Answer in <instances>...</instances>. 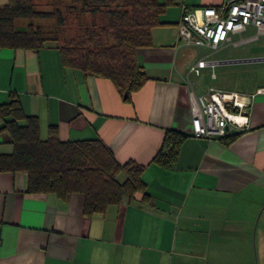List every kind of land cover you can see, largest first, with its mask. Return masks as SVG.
<instances>
[{
    "label": "crops",
    "instance_id": "obj_1",
    "mask_svg": "<svg viewBox=\"0 0 264 264\" xmlns=\"http://www.w3.org/2000/svg\"><path fill=\"white\" fill-rule=\"evenodd\" d=\"M158 1L166 4L150 30L151 44L136 50L147 80L128 100L107 78L64 66L57 44L0 48V104L15 95L25 114L38 117L42 139L50 125L61 140L100 138L119 162L143 165L148 194L124 195L85 215L79 194L30 192L26 172L0 171V264H264V92L249 100L247 125L225 136L196 138L190 127L191 92L213 87L249 94L264 88V79L247 89L189 79L206 69L216 78L217 65L264 62V56L213 60L212 52L232 44L209 51L178 40L183 7L222 0ZM200 58L207 64L190 71ZM3 124L0 116L1 154L13 149ZM169 128L187 136L162 165L152 158Z\"/></svg>",
    "mask_w": 264,
    "mask_h": 264
},
{
    "label": "trees",
    "instance_id": "obj_2",
    "mask_svg": "<svg viewBox=\"0 0 264 264\" xmlns=\"http://www.w3.org/2000/svg\"><path fill=\"white\" fill-rule=\"evenodd\" d=\"M91 13L102 14L99 27L86 26L78 37L57 45L64 66L78 68L107 78L124 100L147 80L136 62V50L151 44L150 30L159 23L158 14L166 2L158 0H71ZM71 3L69 8H75ZM81 10V9H80ZM83 10V9H82ZM89 11V12H90ZM58 22L61 11L55 10ZM53 11H39L31 0H7L0 5V48L10 51H35L55 39L51 28L43 29L38 18H50ZM94 24V23H93ZM56 41V40H55ZM0 116L12 140L10 153H0V171H24L26 190L54 192L59 197L81 196L85 215L102 212L107 205L119 203L126 195L141 192L146 199L143 165L127 160L119 162L100 138L61 140L56 126L48 136L39 135L38 117L25 114L15 95L0 104ZM24 119L23 124L18 120ZM187 134L166 129L161 146L152 161L167 165ZM123 173L124 178L118 176Z\"/></svg>",
    "mask_w": 264,
    "mask_h": 264
},
{
    "label": "built area",
    "instance_id": "obj_3",
    "mask_svg": "<svg viewBox=\"0 0 264 264\" xmlns=\"http://www.w3.org/2000/svg\"><path fill=\"white\" fill-rule=\"evenodd\" d=\"M256 34L242 37L249 26ZM264 33V0H222L215 6L183 7L177 23L178 40L185 44L201 45L214 51L226 43L236 45ZM237 34L238 39H233ZM207 61L200 58L190 67L197 72ZM244 94L209 88L202 95L190 93L191 135L216 138L225 136L233 127H243L248 122V104L255 93Z\"/></svg>",
    "mask_w": 264,
    "mask_h": 264
},
{
    "label": "rangeland",
    "instance_id": "obj_4",
    "mask_svg": "<svg viewBox=\"0 0 264 264\" xmlns=\"http://www.w3.org/2000/svg\"><path fill=\"white\" fill-rule=\"evenodd\" d=\"M7 0H0V5ZM39 11H53L54 15L50 18H38L34 22L40 23L43 29L51 28L49 35L55 37L54 40L48 41L57 45L66 44L65 42L72 37H78L86 26L99 27L102 23V14L98 12L91 13L90 8L86 5L81 7L71 0H31ZM75 3L76 7L70 9L69 5ZM61 11L62 22L59 23L55 10ZM81 9V10H80ZM83 9V10H82ZM90 11V12H89ZM94 23V24H93ZM256 33L253 26H248L243 32L242 37H248ZM234 39L236 36L233 37ZM56 40V41H55ZM199 54L203 51L201 47H191ZM209 56L213 60H232L245 59L264 56V34L258 35L257 38L237 44L226 45L225 47L212 52ZM211 69L203 71L200 77L191 75L190 81L199 80L201 83L210 84L223 88L247 89L250 83L262 81L264 79V62H238L230 64H220L214 67L216 78L210 77ZM198 82V81H197ZM197 84V83H196ZM194 93L198 90L194 85ZM119 178V176H118Z\"/></svg>",
    "mask_w": 264,
    "mask_h": 264
}]
</instances>
